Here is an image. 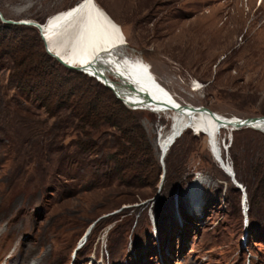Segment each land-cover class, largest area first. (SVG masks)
<instances>
[{
    "label": "rangeland",
    "instance_id": "obj_1",
    "mask_svg": "<svg viewBox=\"0 0 264 264\" xmlns=\"http://www.w3.org/2000/svg\"><path fill=\"white\" fill-rule=\"evenodd\" d=\"M80 1L0 0L13 22L0 18V264H264V133L190 128L162 154L169 116L67 71L38 29L19 24ZM96 1L181 105L264 122V2ZM26 52L122 99L145 154L124 126L93 131L68 104L44 106L23 83Z\"/></svg>",
    "mask_w": 264,
    "mask_h": 264
},
{
    "label": "bare ground",
    "instance_id": "obj_2",
    "mask_svg": "<svg viewBox=\"0 0 264 264\" xmlns=\"http://www.w3.org/2000/svg\"><path fill=\"white\" fill-rule=\"evenodd\" d=\"M263 2L260 0V5ZM21 23L37 24L29 20ZM43 28L45 37H41L46 40L48 53L59 62L83 69L120 96L146 107L154 106L169 116L170 128L159 141L162 154L177 136L190 128H221L230 132L251 128L264 133L261 118L254 119L257 122L250 127H238L243 119L225 117L204 107L181 105L157 80L150 65L130 52L122 27L96 0H82L58 12ZM110 74L116 83H112ZM193 89L202 88L195 84Z\"/></svg>",
    "mask_w": 264,
    "mask_h": 264
},
{
    "label": "trees",
    "instance_id": "obj_3",
    "mask_svg": "<svg viewBox=\"0 0 264 264\" xmlns=\"http://www.w3.org/2000/svg\"><path fill=\"white\" fill-rule=\"evenodd\" d=\"M5 30H11V25H4ZM34 54L26 52L22 65L26 67V80H23L26 87H30V93L44 103V106L51 104L53 100L63 102L72 108V115L78 120L81 127L97 131L104 126H113L124 130V141L132 145L135 150L142 151L145 135L140 126L134 121L130 111L117 99L110 89L105 86L101 88L108 97H102L96 91L90 90L78 83L63 78L61 73L51 65L52 58L46 53L42 54V59L34 60ZM26 56V57H25ZM67 71L87 78L82 72ZM32 87V88H31ZM80 127V126H79ZM143 154L144 151H142Z\"/></svg>",
    "mask_w": 264,
    "mask_h": 264
},
{
    "label": "water",
    "instance_id": "obj_4",
    "mask_svg": "<svg viewBox=\"0 0 264 264\" xmlns=\"http://www.w3.org/2000/svg\"><path fill=\"white\" fill-rule=\"evenodd\" d=\"M0 18H1V20L4 22V23H13V22H11V21H6L5 19H4V17L1 15V13H0ZM19 24L20 25H25V26H32V27H34V28H36V29H38L39 30V32H40V35L44 38L45 36H44V24H45V22L43 23V24H39V23H37V24H34V23H30V24H23V23H21V22H19ZM44 41H46V40H44ZM46 46H47V44H46ZM47 51L50 53V50H49V48H48V46H47ZM61 64H63L64 66H66L67 68H70V69H74V70H77V71H79V72H85L83 69H79V68H74V67H72V66H70V65H66L64 62H60ZM120 99V98H119ZM121 100V99H120ZM123 101V100H122ZM255 118H246L245 120H239L240 122H239V126L238 127H250V126H252V124L253 123H256L257 122V120H254ZM263 118H261L260 120H262ZM259 120V121H260ZM87 235H88V232L85 234V236H84V240L87 238Z\"/></svg>",
    "mask_w": 264,
    "mask_h": 264
}]
</instances>
